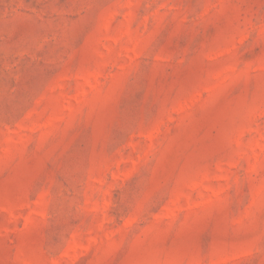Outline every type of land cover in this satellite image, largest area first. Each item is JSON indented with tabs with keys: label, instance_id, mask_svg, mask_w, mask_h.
Returning <instances> with one entry per match:
<instances>
[{
	"label": "rangeland",
	"instance_id": "374dc122",
	"mask_svg": "<svg viewBox=\"0 0 264 264\" xmlns=\"http://www.w3.org/2000/svg\"><path fill=\"white\" fill-rule=\"evenodd\" d=\"M0 264H264V0H0Z\"/></svg>",
	"mask_w": 264,
	"mask_h": 264
}]
</instances>
